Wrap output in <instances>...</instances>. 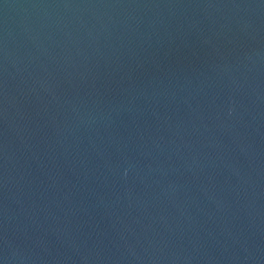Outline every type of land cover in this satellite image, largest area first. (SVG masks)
I'll return each instance as SVG.
<instances>
[{"label":"water","instance_id":"1","mask_svg":"<svg viewBox=\"0 0 264 264\" xmlns=\"http://www.w3.org/2000/svg\"><path fill=\"white\" fill-rule=\"evenodd\" d=\"M0 264H264V0H0Z\"/></svg>","mask_w":264,"mask_h":264}]
</instances>
